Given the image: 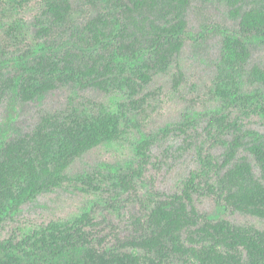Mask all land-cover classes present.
<instances>
[{
  "label": "trees",
  "instance_id": "16d2710c",
  "mask_svg": "<svg viewBox=\"0 0 264 264\" xmlns=\"http://www.w3.org/2000/svg\"><path fill=\"white\" fill-rule=\"evenodd\" d=\"M193 0H0V101H36L69 88L117 95L115 108L92 99L71 100L44 113L21 136L0 139V227L45 192L70 181V168L98 147L119 142L150 108L153 80L173 72L187 37ZM234 24L220 38L210 101L219 110L209 126L230 136L216 158L200 159L179 191L154 193L126 237L104 234L91 213L35 226L0 241V264H264V230L199 212L211 197L219 212L264 220V133L243 119L264 122V67L250 65L264 49V0H224ZM238 115L231 118L234 113ZM150 141L137 153L147 163ZM244 151L254 159L258 175ZM134 170L116 188H133ZM104 173L79 177L81 192H103Z\"/></svg>",
  "mask_w": 264,
  "mask_h": 264
},
{
  "label": "rangeland",
  "instance_id": "374dc122",
  "mask_svg": "<svg viewBox=\"0 0 264 264\" xmlns=\"http://www.w3.org/2000/svg\"><path fill=\"white\" fill-rule=\"evenodd\" d=\"M187 37L178 58L184 84L178 92L171 88L174 72L156 77L149 90L155 92L151 106L137 116L134 127L119 142L104 144L78 160L69 170L70 181L61 188L27 202L11 221L0 227V241L26 233L50 221L70 220L90 212L101 223L104 234L128 236L135 216L145 213L146 201L154 194H170L181 189L191 171H201L200 159L206 154L218 158L224 147L221 140L230 136L209 126L211 115L218 113L208 90L212 86L219 58L220 38L234 24L228 18L224 0H193L187 15ZM250 65L264 67V49L253 50ZM92 99L115 108L117 95L95 90L73 93L64 88L29 103L0 101V139L8 140L30 132L44 113L64 109L71 100ZM238 114L235 112L231 118ZM244 129L264 133V122L255 116L243 119ZM150 141L147 163L137 153L138 145ZM258 170L254 159L241 151ZM134 170L133 188H116L117 177ZM104 173L103 192L84 193L79 177ZM200 213L218 216L238 226L251 225L264 230V220L238 212H219L211 197L198 199Z\"/></svg>",
  "mask_w": 264,
  "mask_h": 264
}]
</instances>
